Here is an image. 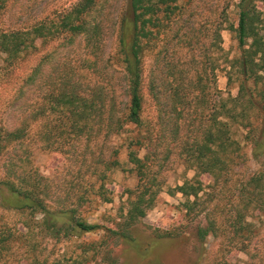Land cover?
Listing matches in <instances>:
<instances>
[{
	"label": "trees",
	"instance_id": "trees-1",
	"mask_svg": "<svg viewBox=\"0 0 264 264\" xmlns=\"http://www.w3.org/2000/svg\"><path fill=\"white\" fill-rule=\"evenodd\" d=\"M8 1L0 0V16L9 13ZM112 15L109 0H75L0 27L3 63L58 41L66 54L58 45L39 55L26 78L35 88L29 111L0 126V216H19L0 218V264H124L117 255L124 250L161 264L152 250L172 235L151 232L140 251L133 230L155 205L175 160L194 171L193 179L168 188L185 198L186 216L204 204L199 196L206 189L231 191L227 202L210 197L212 208L192 216L199 245L193 264H203L204 241L218 233L232 234L235 251L247 257L226 264H264L255 239L264 222V0H122L110 25ZM110 30L113 46L104 50ZM223 30L236 41L237 57L223 50ZM77 49L78 61L68 63ZM218 51L220 59L213 57ZM217 69L235 95L221 96ZM36 147L63 156L52 177L34 167ZM123 147L137 178L125 191L127 209L111 227L90 223L87 213L111 202L107 185L121 168ZM248 163L257 169L250 173ZM74 172L76 180H68ZM97 234L99 240H85ZM71 241L76 250L65 253Z\"/></svg>",
	"mask_w": 264,
	"mask_h": 264
},
{
	"label": "rangeland",
	"instance_id": "rangeland-1",
	"mask_svg": "<svg viewBox=\"0 0 264 264\" xmlns=\"http://www.w3.org/2000/svg\"><path fill=\"white\" fill-rule=\"evenodd\" d=\"M75 0H9L8 7L9 13L0 16V27H13L19 23V19L33 17L37 13L50 8H58L60 6H67ZM111 4L112 18L109 19L108 24L114 22L115 11L120 9L122 0H109ZM220 3L224 0H217ZM238 0H234L236 3ZM208 15V14H207ZM206 15H204L205 19ZM230 21L237 23V11L235 7L229 9ZM205 22V20H203ZM107 40L104 43L103 49H109L113 46V39L111 38V30L108 31ZM222 48L228 54L229 58L237 57L240 54V50L237 48V43L233 39L231 33L228 30L221 32ZM40 45V42H37ZM58 50L62 56L66 55L63 45L58 41L54 45H43L40 47V53L37 55H27L23 61L14 62L11 65L0 61V126H11L15 121L21 119V117L29 111L31 100L34 97V87L26 85V78L29 74V70L36 63L38 57L41 55L47 56L52 51L53 46H58ZM66 51V49H65ZM64 53V54H63ZM221 52L213 53V57L220 59ZM40 55V56H39ZM46 59V58H45ZM78 61V49L75 53L71 54L66 61L72 63ZM219 61V60H218ZM148 65V62L147 64ZM51 65L48 61H44L43 69L45 74L50 73ZM217 87L220 90L221 96L226 97L227 94L235 95V89H229L227 86V79L220 69L216 70ZM47 88V86H46ZM24 91V93H20ZM40 92V91H38ZM146 113L151 115L153 109L150 104L146 105ZM113 142L119 146L121 140L114 139ZM119 159L121 161V168L114 171L111 174V181L107 185L110 191L111 202L100 203L95 211L87 213L86 218L90 223H96L100 225L112 226L114 220L127 209L126 190H133L137 184V178L133 171L132 165L127 163L126 149L123 147L120 149ZM64 162L63 156L58 152L42 151L37 147L33 151V164L37 168L40 176L52 177L54 171L62 165ZM248 171L251 173L257 169V165L248 163ZM88 173V172H87ZM76 172L73 173L72 178L75 179ZM165 185L159 192L155 205L152 209L147 211L146 217L142 222L137 225L134 231V237L139 241L140 251H143L149 246L153 240L151 232H167L172 235V238L166 241L163 246L156 247L152 250L151 256L158 257L161 264H193L194 260L199 253V245L197 239L194 237L195 232V219H192L193 215H196L202 208L211 209L212 205L206 202L210 197L220 200L224 198V202L231 195L229 188H209L206 189L207 195L202 193L201 197L203 203H198L193 206L194 211L188 216L185 215L182 203L185 198L180 194H171L168 188L173 189L177 185H182L185 181H189L194 177V171L186 169L181 162L175 160L170 164L169 170L165 173ZM87 177V175H86ZM200 180H207V176H201ZM209 181H206V184ZM192 201L193 198H190ZM206 201V202H205ZM229 210V207L225 208ZM1 214V213H0ZM3 221H14L19 216L13 213H4L0 216ZM251 221V220H250ZM231 221H227V226H231ZM232 228L230 227L231 230ZM257 243L259 246L264 247V222L258 225ZM100 234L86 236L87 241H97L100 239ZM236 238L230 233L221 234L218 233L217 238L208 236L204 241L203 252V264H226V261L242 262L246 261L247 257L242 253L235 251L233 247ZM77 241H71L64 246L66 251H75ZM68 255V253H67ZM119 262L124 264H147L146 260L140 259V257L132 251H119Z\"/></svg>",
	"mask_w": 264,
	"mask_h": 264
}]
</instances>
